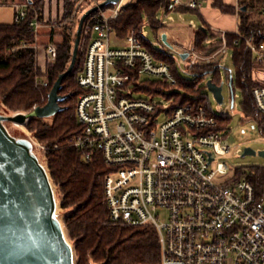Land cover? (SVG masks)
Segmentation results:
<instances>
[{"label": "built area", "instance_id": "obj_1", "mask_svg": "<svg viewBox=\"0 0 264 264\" xmlns=\"http://www.w3.org/2000/svg\"><path fill=\"white\" fill-rule=\"evenodd\" d=\"M92 1L98 7L100 1ZM169 1L173 7L199 10L197 0ZM13 8L14 23L33 11L28 27L36 39L43 26L36 11L25 3ZM119 8L120 2L107 15L98 7L100 20L90 25L76 79L80 94L74 115L80 133L71 144L84 162L90 163L97 153L107 168L103 191L109 219L153 227L159 244L154 264H264V193L256 194L245 179L231 186L226 182L232 176L216 180L227 175L228 167L222 162L211 166L230 151L218 115L200 104L168 112L152 100L132 97L128 87L134 77L147 75L170 85L176 80L170 67L156 61L132 34L115 36L109 20L117 17ZM232 34L240 37L237 28ZM141 36L146 37L144 25ZM244 41L254 66L264 65V42ZM42 52L46 64L55 61L52 41ZM35 84L46 82L36 79ZM252 98L264 114V85L253 88ZM160 115L163 120L157 122Z\"/></svg>", "mask_w": 264, "mask_h": 264}, {"label": "trees", "instance_id": "obj_2", "mask_svg": "<svg viewBox=\"0 0 264 264\" xmlns=\"http://www.w3.org/2000/svg\"><path fill=\"white\" fill-rule=\"evenodd\" d=\"M77 1L63 0L60 22L69 18ZM211 2L212 7L221 13L234 14V8L225 5L222 0ZM31 3L38 21L42 23L38 2ZM263 9L264 0L258 1L256 7L250 2H239L237 31L240 37L227 33L222 41L215 39L209 28H199L193 32L192 48L198 53H205L224 42L226 49L231 51L235 76L230 74L223 79L227 83L231 80L230 88L235 86L240 91L242 118L253 120L259 135L264 138V114L256 109L252 98V90L259 84L252 80L254 63L244 41L250 39L255 43L264 42ZM188 11L190 10L187 8L171 6L169 0H133L120 6L117 17L109 20V26L118 38L129 34L137 38L156 61H162L170 67L176 80L174 85H170L165 81L140 82L139 78L134 77L131 82L133 91L163 96L170 102L168 112L176 106L200 104L210 113L212 110L205 104L206 96L201 91L205 88L202 83L210 75L212 82L220 84L223 76L219 65L187 67L184 69L186 76H181L178 74L175 58L165 50L153 49L147 37L141 36L143 25L148 26L154 35L164 28L162 19L158 17L160 12L167 15L171 12ZM33 17V11L28 10L26 19L21 23H0V104L10 112L30 114L34 107L44 106L54 82L67 69L71 59L76 29L73 30L71 25L60 26L62 30H57L60 31L59 42L52 40L57 34L55 28L49 30L48 41H52L56 47V59L53 63L46 64L45 71L41 72L37 65V53L33 48L35 36L28 27V22ZM99 20L94 12L84 21L80 49L77 51L73 70L63 79L58 92L60 96H67L58 103L62 110L49 120L31 116L25 127L44 147L47 169L60 195V207L64 211L63 224L74 245L76 264H154L159 260V244L154 228L128 226L111 221L103 191L107 168L99 154H94L92 161L86 163L81 153L71 146L80 133L74 107L80 94L76 79L87 47L83 40L90 35V31L85 34L88 24L92 25ZM36 79L44 80L46 85H36ZM228 120L227 115H218V128L224 127ZM54 146L57 149H53ZM239 179L248 181L256 194L264 193V166L237 168L226 185L231 186Z\"/></svg>", "mask_w": 264, "mask_h": 264}, {"label": "water", "instance_id": "obj_3", "mask_svg": "<svg viewBox=\"0 0 264 264\" xmlns=\"http://www.w3.org/2000/svg\"><path fill=\"white\" fill-rule=\"evenodd\" d=\"M120 1L102 0L98 7ZM98 7L90 8L79 18L70 63L54 82L45 105L35 107L30 114L0 113V264H76L74 245L68 238L63 216L60 219L58 214L61 199L58 203L45 155L40 156L36 143L28 136L12 135L6 124L24 126L31 116L49 118L62 110L58 103L67 96L58 94L61 83L73 70L84 21ZM221 84L216 85L211 79L205 82L218 104L222 103ZM245 155L255 156L256 152L245 148L241 156ZM257 155L264 158V150Z\"/></svg>", "mask_w": 264, "mask_h": 264}, {"label": "rangeland", "instance_id": "obj_4", "mask_svg": "<svg viewBox=\"0 0 264 264\" xmlns=\"http://www.w3.org/2000/svg\"><path fill=\"white\" fill-rule=\"evenodd\" d=\"M21 2L25 3V0H20ZM29 1V0H28ZM101 2V0H98ZM133 0H121L120 6L127 5L131 3ZM32 2V1H31ZM33 2H38V5L40 6L41 14H42V23L43 26L39 30L37 36H36V44L37 45V65L39 67V64L41 65L39 68L41 71H45L46 67V61L43 56L42 47L46 44L48 41V30L50 29V26H54L55 30H62L60 26L63 25H71L72 29L75 30L78 20L81 17V15L89 10L90 8L96 7L93 4L92 0H78L71 12V15L69 18L63 22L61 21V14L59 9V3L62 7L63 0H33ZM54 4L55 12L52 10V8H49V14H44L43 6L46 3ZM56 3V6H55ZM32 4V3H31ZM99 5V4H98ZM53 6V5H52ZM115 5H108L106 8H100L102 9L105 14H110L112 10L114 9ZM54 9V8H53ZM52 11V12H51ZM98 8L95 11L97 14ZM13 8L10 7V5L2 4L0 3V23L2 24H10L13 22ZM158 17L164 20H171V22H166L165 30L167 31L168 35L172 37V43L176 44L179 48L180 47H186L189 45L190 40L193 38V31H196L199 29V27L202 25L198 16L195 13L192 12H171L167 15H164L162 12L158 14ZM193 23L195 28L190 27V24ZM57 28V29H56ZM163 28V29H164ZM162 30V29H161ZM160 31L157 32L156 35H154L150 28L148 26H145L146 31V37L147 39L156 46V50H161L160 42H161V35ZM90 31V24H88V27L86 28L85 34H89ZM59 32L57 31L56 35L53 36L54 42L60 41ZM82 34V33H81ZM81 41V37H80ZM88 43L87 36H85L83 40V44ZM173 46V44H172ZM80 49V43L79 48ZM185 53V51H183ZM169 54H171L175 61H177V71L179 75L186 76V73L184 72V60L186 59L185 56L182 59V54L175 52V50H169ZM183 53V54H184ZM186 54V53H185ZM187 57V56H186ZM39 63V64H38ZM219 71L221 72V76L226 77L230 74L232 77L235 76V71L233 64L231 62V51L227 50L226 54L223 55V57L220 60L219 63ZM211 79L210 75H207L204 78V83L202 85H205V82L207 80ZM145 80H153V81H160L159 79H156L155 77H150L147 75H142L139 77V81H145ZM221 95H222V103L218 104L212 94L206 89L203 88L201 91L206 96L205 104L209 105L212 112L215 115L219 114H225L229 117L228 123L222 127L220 130L221 135L225 137V142L229 145L230 151L228 154H226L223 157H217L215 158L213 164L211 167H214L216 162H222L225 163L228 167V172L226 176L223 177H216V180L225 179L229 176H232L234 174V171L237 168H245L250 166H264V158L257 155V152L264 150V138L261 137L258 133L256 123L253 120H244L241 115V94L240 91L233 86V88H230L228 86L227 82H223L221 84ZM129 90L132 92V97L135 99H142V100H152L153 102L157 103L158 105L164 106L165 108H168L170 106V102L166 100L163 96L160 95H154L150 96L142 92L133 91V86L130 85ZM231 98H233V102L231 104ZM0 113L1 114H13L14 112L7 111L3 108V106L0 104ZM49 118H45L46 120H49ZM163 120V116L160 115L157 119V122H161ZM9 131L14 136H28L30 139H32L36 143V147L39 151L40 156H43L44 151L41 147H43L41 144L37 142L35 137L26 129L24 126H15L12 124H6ZM22 127V129H20ZM24 130V131H23ZM26 133V134H25ZM245 148H250L254 152H256L255 156L252 155H245L241 156L243 153V150ZM44 158V157H43ZM57 193V192H56ZM57 196V202L59 203V195ZM58 214L60 219H62V216L64 214V211L60 209L58 205Z\"/></svg>", "mask_w": 264, "mask_h": 264}, {"label": "crops", "instance_id": "obj_5", "mask_svg": "<svg viewBox=\"0 0 264 264\" xmlns=\"http://www.w3.org/2000/svg\"><path fill=\"white\" fill-rule=\"evenodd\" d=\"M31 1L33 0H29V1L25 0V4L31 6ZM222 1L225 5L234 8V14L221 13L218 9L212 7L211 0H197L199 5V10L198 11L190 10L189 12L195 13L198 16L202 24L199 28H203V29L209 28L210 34L215 39H221L222 41H224V35L227 33H232L237 28L238 17L236 10L239 9V2H250L252 6L256 7L258 1L260 0H222ZM0 3L2 4L8 3L12 8L14 4H24L20 0H0ZM49 8H52V10H54L55 12L54 4L48 2L43 6V10H44L43 13L49 14V10H50ZM59 9L61 13L62 7L60 3H59ZM13 12H14V8H13ZM13 17H14V13H13ZM171 20H165V21L163 20L162 24L164 25V27H166L167 24L166 22H171ZM194 26L195 25L193 23L190 24V27L195 28L196 26L195 27ZM160 35H161V42L159 44L162 48L161 50H165L168 52L169 50L173 49L175 50V52L182 54V59L185 56L186 59H183L185 68H187L188 66H203V65H213V64L219 65L221 58L227 52L224 42L222 44L214 46L205 53H198L192 48V39L190 40L188 46L179 48L176 44L172 43L173 42L171 39L172 37L168 35L165 28L161 30ZM183 51H185L186 54ZM176 65L178 66L177 61H176ZM39 66L41 65L39 64ZM251 77L255 83L259 85H264V65L254 66L251 72Z\"/></svg>", "mask_w": 264, "mask_h": 264}, {"label": "bare ground", "instance_id": "obj_6", "mask_svg": "<svg viewBox=\"0 0 264 264\" xmlns=\"http://www.w3.org/2000/svg\"><path fill=\"white\" fill-rule=\"evenodd\" d=\"M16 126V125H15ZM20 126V125H19ZM20 129H22V127L20 128ZM24 131V130H23ZM26 134V133H25Z\"/></svg>", "mask_w": 264, "mask_h": 264}]
</instances>
